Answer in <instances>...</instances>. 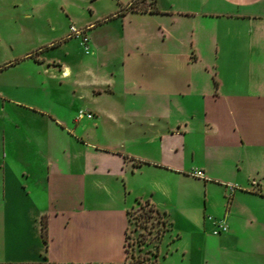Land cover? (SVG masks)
<instances>
[{
	"label": "crops",
	"instance_id": "1",
	"mask_svg": "<svg viewBox=\"0 0 264 264\" xmlns=\"http://www.w3.org/2000/svg\"><path fill=\"white\" fill-rule=\"evenodd\" d=\"M55 1L0 0V264H264V0ZM139 199L153 259L126 256Z\"/></svg>",
	"mask_w": 264,
	"mask_h": 264
},
{
	"label": "rangeland",
	"instance_id": "2",
	"mask_svg": "<svg viewBox=\"0 0 264 264\" xmlns=\"http://www.w3.org/2000/svg\"><path fill=\"white\" fill-rule=\"evenodd\" d=\"M149 0H135L133 5L136 7H146ZM67 7L75 17L79 19L90 14V10L94 13L101 12L111 6H117V0H56L52 2L54 7ZM59 24L65 22L59 17ZM78 50L77 36L71 35L65 41L60 42L48 49L51 54L58 57H65L69 52ZM198 68L213 77L212 67H208L203 63L197 64ZM203 66V69L201 68ZM199 69V70H200ZM205 69V70H204ZM190 145L197 146L195 140H191ZM197 158V153L194 154ZM211 183L212 190H216L215 186H220L216 181ZM128 225L126 228L125 247L126 256L130 259H153L157 254L156 243L159 239L160 228L162 227V214L158 210L149 207L145 200H137L128 210ZM167 234L164 235L162 242H167ZM163 246V245H162Z\"/></svg>",
	"mask_w": 264,
	"mask_h": 264
},
{
	"label": "built area",
	"instance_id": "3",
	"mask_svg": "<svg viewBox=\"0 0 264 264\" xmlns=\"http://www.w3.org/2000/svg\"><path fill=\"white\" fill-rule=\"evenodd\" d=\"M69 31H68V35H79L80 38H81V42L84 43L86 41V36L84 34V30L82 27H76L75 25L73 24H70L69 27H68ZM83 114L87 115V116H90L91 113L90 112H84L82 110H78L76 116L77 117H80L82 116ZM190 173L192 175H195V176H202L203 175V171L200 169V168H194L190 171ZM224 222L221 220V221H218L216 223V228L214 229V232H218L222 229H224Z\"/></svg>",
	"mask_w": 264,
	"mask_h": 264
},
{
	"label": "trees",
	"instance_id": "4",
	"mask_svg": "<svg viewBox=\"0 0 264 264\" xmlns=\"http://www.w3.org/2000/svg\"><path fill=\"white\" fill-rule=\"evenodd\" d=\"M135 0H131L127 5L129 6V7H135V8H140V7H136V6H134L133 5V2H134ZM148 5H149V10H156V6L154 5V4H152V0H149V2L147 3V6L146 7H141L140 9H147V7H148ZM147 202V201H146ZM148 204H149V207H151V208H153V209H155L149 202H148ZM155 210H157V209H155ZM158 211V210H157ZM162 214V213H161ZM161 222H162V227L160 228V232H159V235H160V233L162 232V230H164L165 229V227H166V223H165V219H164V217H163V215H162V219H161ZM42 235H43V239H45L46 238V235H45V228H44V223H42ZM133 260H144V259H133Z\"/></svg>",
	"mask_w": 264,
	"mask_h": 264
}]
</instances>
